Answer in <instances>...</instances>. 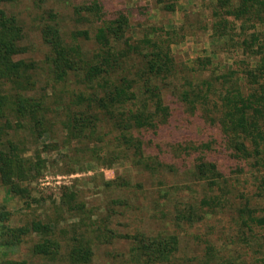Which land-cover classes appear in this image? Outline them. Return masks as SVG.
Segmentation results:
<instances>
[{
    "label": "trees",
    "instance_id": "16d2710c",
    "mask_svg": "<svg viewBox=\"0 0 264 264\" xmlns=\"http://www.w3.org/2000/svg\"><path fill=\"white\" fill-rule=\"evenodd\" d=\"M13 1L0 0V181L8 191L30 207L45 153L58 154L63 174L87 160L125 161L154 190L147 199L142 182L117 184L143 192L162 222L150 232L113 228V241L130 242L126 264H264V0H215L216 50L184 60L172 50L178 35L134 38L127 11L107 17L103 0L77 2V17L97 22L93 48L83 46L86 30H68L46 0H33L48 45L41 63L16 57L26 51L25 21L5 6ZM218 52L229 60L216 63ZM180 174L186 179L169 180ZM79 191L63 185L53 200L74 222L48 214L15 222L0 204V264H91ZM208 221L226 229L202 230ZM191 240L198 250L190 255Z\"/></svg>",
    "mask_w": 264,
    "mask_h": 264
},
{
    "label": "rangeland",
    "instance_id": "374dc122",
    "mask_svg": "<svg viewBox=\"0 0 264 264\" xmlns=\"http://www.w3.org/2000/svg\"><path fill=\"white\" fill-rule=\"evenodd\" d=\"M108 11L107 17L113 16V10L123 8L130 18L129 35L137 38L146 31L167 35L168 31L173 36L178 35L172 44V50L179 60L188 57L213 54L217 48L216 38L212 35V8L215 0H103ZM77 2L84 3L85 0H46L44 7L54 8L60 13L63 25L68 30H86L88 37L81 36L83 46L93 48L95 46V19L89 16L84 8L83 12L89 17H77ZM9 10L20 14L25 21V38L22 40L26 51L18 54L17 58L36 59L40 63L43 60L48 45L44 43L39 22L35 16V5L33 0H14L5 5ZM177 32H173V31ZM214 59L216 63L226 62L229 55L226 52H218ZM45 72L39 74L38 88L43 86ZM167 102L170 94L165 93ZM180 135V134H178ZM177 135V136H178ZM47 167L44 174L33 182V202L30 207L17 196L11 194L7 187L0 181V204L6 205L14 213L15 222H24L33 215H46L54 218L58 215L64 218V222L78 221L71 217L73 213L57 207L53 200H58L61 195V186L76 185L80 190V200L85 202L83 211H79L85 222L87 230L91 232L95 255L91 264H126L127 250L130 247L128 240L116 237L113 241V228L117 232H134L137 229L143 231H158L162 222L152 218V205L148 203L151 196V180L142 179V175L134 168L128 167V162L122 161L114 165L102 163L95 160H87L81 164L77 171L63 174L59 171V165L54 164L58 157L56 152L45 153ZM181 176V177H180ZM169 177L186 179V175ZM190 179V177H187ZM115 180V182H113ZM122 180H131L133 185L138 182L144 184L148 196L129 186H120L117 183ZM198 188V187H197ZM145 202V203H144ZM98 223H101L99 229ZM221 223L205 222L200 228H211L221 234L226 229ZM107 228H105V227ZM137 228V229H136ZM207 228V229H208ZM195 229V228H194ZM189 254L198 250L196 244L191 240ZM185 251V250H183Z\"/></svg>",
    "mask_w": 264,
    "mask_h": 264
}]
</instances>
